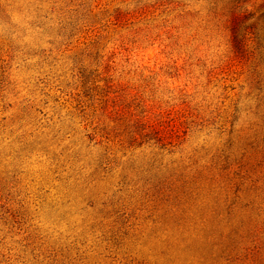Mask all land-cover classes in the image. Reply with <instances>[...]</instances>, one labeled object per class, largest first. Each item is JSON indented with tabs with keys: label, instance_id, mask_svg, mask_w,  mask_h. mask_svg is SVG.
Returning <instances> with one entry per match:
<instances>
[{
	"label": "rangeland",
	"instance_id": "1",
	"mask_svg": "<svg viewBox=\"0 0 264 264\" xmlns=\"http://www.w3.org/2000/svg\"><path fill=\"white\" fill-rule=\"evenodd\" d=\"M0 264H264V0H0Z\"/></svg>",
	"mask_w": 264,
	"mask_h": 264
}]
</instances>
